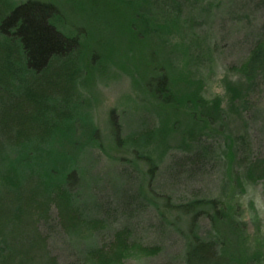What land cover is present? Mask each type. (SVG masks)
<instances>
[{
  "label": "rangeland",
  "instance_id": "1",
  "mask_svg": "<svg viewBox=\"0 0 264 264\" xmlns=\"http://www.w3.org/2000/svg\"><path fill=\"white\" fill-rule=\"evenodd\" d=\"M27 1L52 9V25L77 45L43 72L22 75L21 42L0 34V141L25 140L38 161L50 146L96 140L83 147L72 206L55 189L35 190L42 172L30 165L20 207L19 195L0 207L9 240L0 264H184L193 235L215 237L211 211L191 230L190 215L169 205L198 200L242 224L247 252L264 256V218L252 203L264 206V71L226 106L228 92L239 91L237 67L264 44V0H0V22ZM8 55L12 76L2 67ZM221 66L226 96L216 98L226 118L208 131L186 132L181 112L154 108L142 85L147 67L176 79L174 91L188 74L204 98ZM158 132L162 145L149 137Z\"/></svg>",
  "mask_w": 264,
  "mask_h": 264
},
{
  "label": "trees",
  "instance_id": "2",
  "mask_svg": "<svg viewBox=\"0 0 264 264\" xmlns=\"http://www.w3.org/2000/svg\"><path fill=\"white\" fill-rule=\"evenodd\" d=\"M39 4L27 1L17 5L0 22V34L5 37H17L22 44L21 50L25 62L20 70L22 75L25 69L34 75L43 72L48 62L50 63L52 59L58 57L67 56L77 45L72 41L73 38L61 34L52 25V9L42 13L36 6ZM10 63L9 55L4 56V66L2 67L6 71V76L16 74L15 69L9 65ZM146 70L148 71L147 77L142 85L144 91L150 95L149 98L153 107L156 109L161 107L162 110L167 109L170 114L173 113L174 115L180 111L189 129L186 132L190 130L208 131L214 129V126L217 128L221 126L223 119L226 118L224 109L221 107L222 100L219 98L210 101L204 99L201 96L200 81H193L187 74L186 78L181 80L185 86L177 87L178 89L174 91L173 87L179 84L176 79L171 80L164 73L160 74L154 68L149 70L147 67ZM262 71H264V44L252 50L246 61L237 67L236 76L239 78L240 92L236 87L235 90L228 92L230 97L227 96V105L226 103L225 105L231 106L236 99L245 96L253 86L256 74ZM176 75L177 79L178 77L180 79L186 74L178 72ZM7 84L13 86L12 80ZM30 85L32 86L33 83L30 82ZM1 89L2 86L0 85V96ZM27 91L24 93L30 100L38 98L32 96L30 90ZM2 113L0 111V117ZM52 127L55 129V126ZM67 128L72 131L68 124ZM158 133L159 137H157L158 135L155 136L154 133L152 134L154 137L152 135L149 137L150 140L156 137L155 140L162 145L166 134L164 132H162L163 135L160 132ZM145 137L146 135L137 138L138 143L135 141L136 145L145 144ZM74 140L60 147L58 146V148L50 146L44 151V157H36L45 159H39L38 161L33 160L32 149L24 143L25 140L22 143L0 141V207L9 206L8 202L10 201L11 204H14L15 201L20 207V193L25 191L26 185L24 182L28 180L30 165L34 163H37V170L42 172L34 189L44 191L55 189L63 195L68 206H72L75 203L73 199L75 197L70 193L71 186L75 182L78 183L80 175L83 174L78 169L83 147L86 142H95L96 139L92 136L83 141ZM133 151L137 153L139 158L147 159L149 162L154 161V164H150L152 168L156 166V161L150 156L143 155L135 149ZM12 196L15 199L18 197V201H13ZM165 202L166 205H169L167 201ZM169 206L185 215H190L189 229L195 225L198 216L206 214L205 208L208 207L207 210L212 213V215L210 213L209 219L213 228H215V237L203 240L193 235L186 244L184 264H256V262L260 264V261L264 262L263 255L259 256L257 253L250 255L247 252V241L242 233L243 225H238L233 217L222 211V208L216 209L214 202L198 200L188 204ZM6 212H8V217L12 216L9 211ZM17 218L19 219V216ZM3 231L0 232V235H2L0 236V256H3L9 249V240ZM224 234H227V237ZM258 258H260V261H258Z\"/></svg>",
  "mask_w": 264,
  "mask_h": 264
},
{
  "label": "clouds",
  "instance_id": "3",
  "mask_svg": "<svg viewBox=\"0 0 264 264\" xmlns=\"http://www.w3.org/2000/svg\"><path fill=\"white\" fill-rule=\"evenodd\" d=\"M226 74V70L221 66L217 70V75L214 77V82L210 83V85L207 86L208 90L207 93H202L205 99H208L209 101L211 99H214L216 97H222L226 96V89L222 83V80L224 79V75ZM258 197L252 201L253 205L256 209V215H258L261 218H264V206H258ZM244 203L243 201L241 202ZM252 214H248L244 217V219H251Z\"/></svg>",
  "mask_w": 264,
  "mask_h": 264
}]
</instances>
